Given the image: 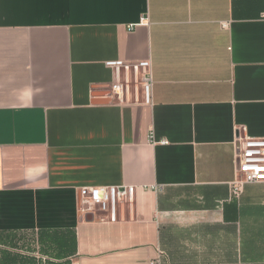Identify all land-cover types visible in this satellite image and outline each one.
Returning <instances> with one entry per match:
<instances>
[{"label":"crops","instance_id":"crops-1","mask_svg":"<svg viewBox=\"0 0 264 264\" xmlns=\"http://www.w3.org/2000/svg\"><path fill=\"white\" fill-rule=\"evenodd\" d=\"M263 13L0 0V264H264V183L230 188L237 138H264ZM114 60L150 61L151 106L113 101ZM97 186H135L133 220L83 212Z\"/></svg>","mask_w":264,"mask_h":264},{"label":"built area","instance_id":"built-area-1","mask_svg":"<svg viewBox=\"0 0 264 264\" xmlns=\"http://www.w3.org/2000/svg\"><path fill=\"white\" fill-rule=\"evenodd\" d=\"M264 19V13L261 14ZM226 25H223L225 27ZM130 30L133 26H130ZM104 66L113 73V82L109 85V93L113 101L128 106H151L153 78L149 60L124 62L107 61ZM151 144L166 145L162 140ZM238 147L234 157V179L230 184L231 194L238 197L244 186L264 183V138L238 137ZM135 186H97L81 188L83 212H98L103 215L101 222L120 224L132 221L135 206ZM152 189H154L152 187ZM161 252L150 264H162L159 260Z\"/></svg>","mask_w":264,"mask_h":264}]
</instances>
